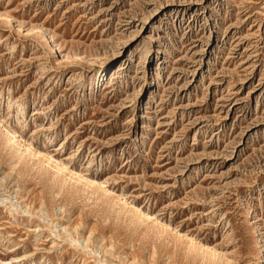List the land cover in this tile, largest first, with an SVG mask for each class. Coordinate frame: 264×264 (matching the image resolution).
Masks as SVG:
<instances>
[{
    "label": "rangeland",
    "instance_id": "374dc122",
    "mask_svg": "<svg viewBox=\"0 0 264 264\" xmlns=\"http://www.w3.org/2000/svg\"><path fill=\"white\" fill-rule=\"evenodd\" d=\"M0 264H264V0H0Z\"/></svg>",
    "mask_w": 264,
    "mask_h": 264
},
{
    "label": "bare ground",
    "instance_id": "6f19581e",
    "mask_svg": "<svg viewBox=\"0 0 264 264\" xmlns=\"http://www.w3.org/2000/svg\"><path fill=\"white\" fill-rule=\"evenodd\" d=\"M28 32H29V30H28ZM32 32V31H31ZM15 135V134H14ZM14 138V137H13Z\"/></svg>",
    "mask_w": 264,
    "mask_h": 264
}]
</instances>
